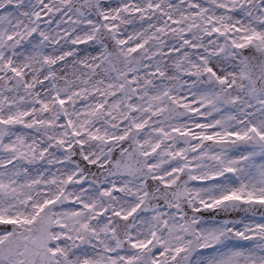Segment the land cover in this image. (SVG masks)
<instances>
[{"label": "snow or ice", "instance_id": "snow-or-ice-1", "mask_svg": "<svg viewBox=\"0 0 264 264\" xmlns=\"http://www.w3.org/2000/svg\"><path fill=\"white\" fill-rule=\"evenodd\" d=\"M0 264H264V0H0Z\"/></svg>", "mask_w": 264, "mask_h": 264}]
</instances>
